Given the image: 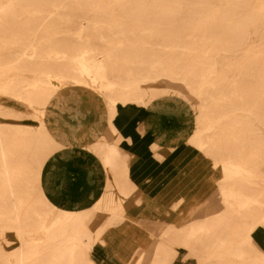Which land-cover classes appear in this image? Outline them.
Here are the masks:
<instances>
[{
  "label": "bare ground",
  "instance_id": "obj_1",
  "mask_svg": "<svg viewBox=\"0 0 264 264\" xmlns=\"http://www.w3.org/2000/svg\"><path fill=\"white\" fill-rule=\"evenodd\" d=\"M84 87L105 105V127L87 145L107 173L91 206L62 207L46 192V162L65 145L59 131L44 120H0V264L115 258L103 234L124 222L131 201L141 204L143 190L133 181L136 154L121 145L125 134L115 120L127 108H141L137 140L151 134L153 156L166 161L162 141L175 154L181 135L145 119L166 95L194 107L196 127L186 143L221 169L219 185L181 225L139 218L137 230L125 231L140 241L135 252L127 262L117 258L172 264L182 248L195 264H264L253 238L264 230V0H0V94L28 102L45 120L72 112L80 122ZM0 116L38 117L2 103ZM208 173L204 168L200 178ZM191 192L177 194L170 208L183 206ZM101 212L105 220L91 226ZM98 240L106 246L102 257L94 252Z\"/></svg>",
  "mask_w": 264,
  "mask_h": 264
},
{
  "label": "crops",
  "instance_id": "obj_2",
  "mask_svg": "<svg viewBox=\"0 0 264 264\" xmlns=\"http://www.w3.org/2000/svg\"><path fill=\"white\" fill-rule=\"evenodd\" d=\"M85 106L86 108L84 107L83 109L85 115L80 122L77 117L72 115V113L68 114V112H64L61 120L57 122H54L50 118L53 121L50 124L51 128L55 129V131H59L57 138L64 142L65 145L55 150L46 162L42 180L48 190L47 194L49 198L53 194V197L57 200V203L56 201L55 203L61 204L67 208L91 206L102 192L106 179L105 168L102 166L96 155L87 148V145L95 139L92 134L94 133L93 131H98L99 127H105V119L100 121V115L103 111L100 109L98 110V108L92 109L88 104H85ZM137 110L133 107L127 108L115 120L117 129L125 134L121 145L124 144L123 148L131 150L132 153L134 152L136 154L133 156V178L144 188H152L153 186L160 188L161 197L166 196L163 198L171 201V197L174 198V196L179 193L177 183L175 189L171 187H173L175 185L174 182H176V180L178 182V179L180 178H176L172 175L171 180L165 181L164 176H162V173L164 172H156L161 164H158L155 155L153 156L149 143L143 141L140 144L137 140L138 137L142 138L138 125L142 117ZM98 121L100 122L98 123ZM77 124L79 126L72 132V127ZM162 170L163 169H160V171ZM186 177L187 174L185 176L183 175L182 178L185 179ZM188 181L189 180L186 178L182 182H184L185 185ZM184 189L185 188L183 187L181 190L183 191ZM51 200L53 201V199ZM121 225L109 228L103 234L114 253H117L115 250L117 249V244H120L121 241L124 243V239H118L120 236L118 229H120ZM122 233L125 232L122 230ZM253 238L257 247L264 251V230L256 229L253 232ZM100 246L103 247V252L101 254L104 256L106 246L104 244H101ZM124 247L125 246L123 245V248ZM179 252L180 255L172 262V264L196 263L195 258L183 257L185 252L184 249L180 248ZM117 255L122 258L119 252ZM177 261H179V263H176Z\"/></svg>",
  "mask_w": 264,
  "mask_h": 264
},
{
  "label": "rangeland",
  "instance_id": "obj_3",
  "mask_svg": "<svg viewBox=\"0 0 264 264\" xmlns=\"http://www.w3.org/2000/svg\"><path fill=\"white\" fill-rule=\"evenodd\" d=\"M255 38V37H254ZM156 86H163V83H156ZM78 92L84 95L88 96L87 104L91 108H98L101 111H105V105L101 101V99L94 94V92L91 89L88 88H79ZM0 103L7 106H14L24 111H30V113L38 115L37 118H26L25 120H16V119H7L0 116L1 121H11V122H22V123H32L35 125H43L44 121H46V124L50 126V124L53 122L50 118L44 119L43 117H39L38 109H36L33 105L28 104V102L24 100H16L14 98L8 97L4 94H0ZM135 110H137V107H133ZM157 113L154 115L151 112H147L145 115V119L150 120H156L159 121L161 126H163L167 134H180V143L176 150L174 151L175 154H173V151H171L166 145L167 141L163 140V144L160 147V150L162 153H164L167 157L166 161H161V159L155 155V158L160 163L161 166L156 170V172H164L162 173V176H164V180H171L172 175H174L176 178L181 177L182 174H187V179L189 180L184 185L185 179L181 178L178 179V182L176 180L175 185L171 188L176 187L178 184V196L182 191L183 187L185 189L191 190V195L189 196L188 201L181 206L180 208L176 210H172L169 206L170 202L173 199L178 198V196L171 197V201H168L166 198L164 199L163 196L161 197V189L156 188V186H153L152 188H144L141 185H139L140 188L143 190L141 191V198L142 202L140 205L136 204L135 202L131 201L129 203V207L126 213V218L124 220V223L121 225L120 229L118 231L120 232V236L118 237L119 240L124 239V243L121 241L120 244H117V253L115 254V258H109L105 259V262H98L97 264H123L119 261V258H117V254L122 256L123 261H128L133 253L135 252L138 243L140 241L134 240L130 238L129 235L132 234L128 233L129 235L122 233V230L125 232L128 228L133 227L137 230L138 227H140V224L137 222L139 218L141 217H150V218H161L165 220H169L173 222L175 225H181L183 222L187 219L189 215V210L198 202L202 201L204 198H206L209 194H211L219 185L218 179L222 175L221 169L214 168L213 167V160L209 156H205L202 152H199L194 146L186 143V139L190 133H192L195 130V109L194 107L184 98L180 96H174V95H166L165 97H162L159 99V107L156 108ZM138 113L141 114V108L138 109ZM72 113V112H71ZM70 116V115H69ZM68 116V117H69ZM44 120V121H43ZM108 137L110 140H112L113 134L109 130ZM153 136L149 134L148 139H146V142L151 141ZM185 143V144H184ZM194 154L195 156H191ZM175 155V156H174ZM171 158L173 160H171ZM179 164L173 163L174 159H179ZM184 158H186L184 160ZM190 158V159H189ZM171 160V162H170ZM193 165V167H191ZM204 168H206L209 173L205 177H201V175L204 173ZM160 169H163L160 171ZM176 172V174L174 173ZM177 173L180 174V176H177ZM107 174V173H106ZM135 183H137L135 180H133ZM175 181V180H174ZM173 183V182H171ZM177 183V184H176ZM172 186V184H171ZM46 192L48 193V190L46 188ZM158 193V194H157ZM53 199V202L57 200L52 196L50 197ZM62 207H64L61 204H58ZM100 216H98L97 219H94L90 224L91 226H96L100 223H102L106 218V213L101 212L99 213ZM122 235V236H121ZM15 235L13 232H9L7 234V237H14ZM146 240H149V236L145 238ZM3 238L0 237V241H2ZM140 240H142L140 238ZM17 242H15L14 245H16ZM103 244L100 240H98L95 244V253L98 256H103L101 254L103 252V247L100 245ZM125 246L123 248V245ZM8 248V247H7ZM176 263H179L177 261Z\"/></svg>",
  "mask_w": 264,
  "mask_h": 264
}]
</instances>
